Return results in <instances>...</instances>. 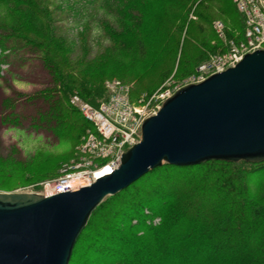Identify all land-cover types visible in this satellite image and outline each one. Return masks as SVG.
Instances as JSON below:
<instances>
[{
	"label": "trees",
	"instance_id": "1",
	"mask_svg": "<svg viewBox=\"0 0 264 264\" xmlns=\"http://www.w3.org/2000/svg\"><path fill=\"white\" fill-rule=\"evenodd\" d=\"M158 1L168 13L185 14L197 3L198 37L192 45L193 54L185 60L191 68L212 55L228 52L231 39L239 43L244 38L245 20L233 0ZM109 2L115 9L108 7ZM142 2L156 4L155 0H104V7L116 22L137 23L147 12ZM51 3L0 0V66L8 61L7 50L14 54L25 50L40 58L49 80L48 86L33 94L16 93L14 99L0 96V125L51 133L58 142L72 144L75 151L93 125L70 98L78 93L99 106L107 98L104 79L113 71L106 67L103 53L91 57L90 30L80 36V50L74 49L57 26L58 14ZM214 16L222 18L227 41L202 36L205 25L214 23ZM184 20L176 17L179 23ZM98 21L107 36L116 35L108 20ZM150 27L153 29L146 36L159 35L160 29ZM119 41L122 44L125 39ZM111 42L108 52L115 54L117 43ZM135 43L144 46L142 40ZM177 48L170 59H175ZM116 56L119 58V53ZM140 56L145 59L144 51ZM7 158L0 155V161ZM58 162L62 164L60 160L51 162L40 152L31 160L33 164H23L19 173L48 177ZM155 214L161 218L159 223H148ZM70 264H264V162L164 163L150 170L96 208L77 240Z\"/></svg>",
	"mask_w": 264,
	"mask_h": 264
},
{
	"label": "water",
	"instance_id": "2",
	"mask_svg": "<svg viewBox=\"0 0 264 264\" xmlns=\"http://www.w3.org/2000/svg\"><path fill=\"white\" fill-rule=\"evenodd\" d=\"M264 162V49L188 84L147 117L118 168L91 185L44 196L0 191V264H70L96 208L168 163Z\"/></svg>",
	"mask_w": 264,
	"mask_h": 264
},
{
	"label": "rangeland",
	"instance_id": "3",
	"mask_svg": "<svg viewBox=\"0 0 264 264\" xmlns=\"http://www.w3.org/2000/svg\"><path fill=\"white\" fill-rule=\"evenodd\" d=\"M51 1V9L55 11V14H58L57 26L73 44L74 49L77 52L80 50V36L90 30L91 57L103 53L107 59L106 67L110 66L109 70L113 71V74L104 79V85L106 81L110 80H119L128 85L130 99L135 105L144 109L143 115L154 114L158 111V105H160L165 92L182 88L189 82L201 78L207 72L219 68L224 61L228 62V57L224 61L219 60L227 52L212 55L207 61L193 68L185 62L193 54L192 45L198 37V32L195 29L198 19L194 14L197 3L194 4L188 14H185L181 12L168 13L165 6L161 5L158 0H155L156 4L150 2V5H147L149 4L147 2H142L147 5V12H145V18L142 20L138 18L141 22L135 23L134 20L128 21L126 19L116 22L112 13H108L107 7H104V0ZM107 5L110 9H115L113 4ZM176 17H183L184 23L177 22ZM99 18L108 20L110 29L115 30L116 35L113 33V37L107 36L104 28L100 25V21H98ZM213 19L222 21L219 16H214ZM211 22L207 25L204 24L205 31L202 36L207 35L211 39L219 38L227 41L226 27L220 34ZM151 25L160 29L159 35L150 32L151 34L146 36L148 31L153 29L150 27ZM124 39L125 42L120 44L119 40ZM111 40L117 43L115 54L108 52L113 45ZM137 40H142L144 46H137L135 43ZM239 40L241 41L243 38ZM212 41L214 42V40ZM237 45V40L231 39L228 52H231ZM177 46L175 59H170V55ZM119 48L121 49L118 50ZM143 51L146 54L144 60L140 56ZM1 53L0 49V55ZM118 53L119 58L116 56ZM182 53L183 58L181 57ZM5 54L8 55V61L0 66L1 97L14 99L16 93L20 96H26L49 85L48 73L38 56L25 50L15 54L7 50ZM202 64L206 67H201ZM74 95H78V93ZM78 96L81 100L86 101L80 95ZM23 106L26 108V105ZM77 148L74 151L72 144L58 142L54 135L48 132L38 134L9 125H0V155L8 157L7 160L0 161V191H37L42 182L58 175L59 169L64 163L79 156L80 153ZM40 152L45 154L51 162L60 160L62 164L59 165L58 162L59 166L48 177L32 178L29 172H26V176L20 175V167L24 166L23 164H26V167L33 164L31 160ZM250 170L251 168L247 169L246 175ZM146 212L149 211L146 210ZM160 219L159 215L155 214L154 217L148 218L146 221L159 223Z\"/></svg>",
	"mask_w": 264,
	"mask_h": 264
},
{
	"label": "built area",
	"instance_id": "4",
	"mask_svg": "<svg viewBox=\"0 0 264 264\" xmlns=\"http://www.w3.org/2000/svg\"><path fill=\"white\" fill-rule=\"evenodd\" d=\"M233 2L245 20L243 40L234 46L231 52L224 53L225 55L219 58L224 61L228 57V62H222L219 68L207 72L188 84L204 81L215 73L235 66L245 54L264 49V0H233ZM213 26L220 34L225 29L223 21L220 20L214 21ZM105 89L107 99L99 106L81 100L78 95L72 97V104L92 123L93 129L87 131L78 146L79 156L64 163L55 178L42 182L37 191L31 190L30 193L51 196L91 185L99 177L97 172L101 168L107 166L112 170L118 168L123 154L140 141L142 124L153 113L143 115L144 109L131 101L130 88L121 81H106ZM179 89L165 92L157 110Z\"/></svg>",
	"mask_w": 264,
	"mask_h": 264
},
{
	"label": "bare ground",
	"instance_id": "5",
	"mask_svg": "<svg viewBox=\"0 0 264 264\" xmlns=\"http://www.w3.org/2000/svg\"><path fill=\"white\" fill-rule=\"evenodd\" d=\"M112 172V168L107 166V167H104V168H101L98 172H97V175L100 177L106 173H111Z\"/></svg>",
	"mask_w": 264,
	"mask_h": 264
}]
</instances>
